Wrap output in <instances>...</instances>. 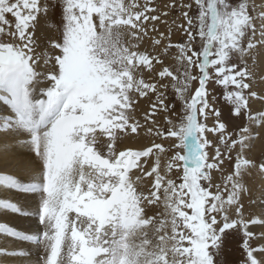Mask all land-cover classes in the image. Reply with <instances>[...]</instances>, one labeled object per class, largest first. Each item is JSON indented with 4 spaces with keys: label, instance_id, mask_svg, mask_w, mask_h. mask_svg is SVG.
I'll list each match as a JSON object with an SVG mask.
<instances>
[{
    "label": "snow or ice",
    "instance_id": "snow-or-ice-1",
    "mask_svg": "<svg viewBox=\"0 0 264 264\" xmlns=\"http://www.w3.org/2000/svg\"><path fill=\"white\" fill-rule=\"evenodd\" d=\"M151 3L0 0V153L16 152L26 176L0 173V193L31 198L0 195V212L35 225L0 222V237L23 245H0V264H222L230 231L240 264H264V243H251L264 231L249 230L264 228V154L251 155L264 107L250 106L264 105V0H172L184 40L169 26L148 50ZM216 88L243 118L231 132ZM246 177L260 181L255 194ZM244 196L258 209L249 218Z\"/></svg>",
    "mask_w": 264,
    "mask_h": 264
},
{
    "label": "rangeland",
    "instance_id": "rangeland-1",
    "mask_svg": "<svg viewBox=\"0 0 264 264\" xmlns=\"http://www.w3.org/2000/svg\"><path fill=\"white\" fill-rule=\"evenodd\" d=\"M141 2H143V0H141ZM177 3L180 2V0H176ZM185 3L188 2V0H184ZM172 3V0H152V3L150 5V7H155L157 9V12L155 13H151L153 15H160V21H156L155 25L156 28L158 29L157 32H152L151 31V27H152V23L153 22H147L146 23V27L149 29V33L148 36L145 37L143 43H142V49H148L151 50V37H158L159 33H165L167 34L168 32V28L169 26L172 27V33H171V42L172 43H179V42H183L184 40V36L182 35L181 31L178 30L174 25H173V21L176 22V24H180L183 23V21L181 19H178L179 17V11L177 9H171L169 10L166 5ZM165 11L168 12L167 16H163L162 13H164ZM162 21H167V23H163ZM165 43H167V41H165ZM166 64H172L173 60L171 57H169L168 59L165 60ZM197 85H193V88L196 87ZM209 89L213 88L212 84L208 85ZM262 89H264V84H257L256 86V90L257 91H261ZM213 95H215L217 97L216 102H215V107L219 108L221 111V120L222 122H224L227 125L228 131L231 132L233 131L237 126H242L243 124V118H240L239 120H236L234 118L230 117V106L227 105L223 100H221L219 97L222 95V90L219 88H216L215 91L213 92ZM155 97H152V100H154ZM211 100V97L209 98ZM166 103L168 104H176V108L175 111L179 112L180 111V103L177 102L175 100L174 95L171 93V90H169L168 93V99L166 101ZM150 105V100L148 99H142L139 101V105H138V109H137V117L141 119V122L143 123V114L145 112L148 111ZM171 115V113L169 114ZM156 120L157 123L159 124L160 127H166L164 120H163V113H158L156 116ZM207 123L209 124V126L212 125L213 121L211 119H209L207 121ZM262 134H261V138L262 140H256L253 142V144L255 145L254 148L258 147L257 144L260 145H264V130H261ZM142 137H143V132H142ZM208 138L210 140L214 139V137L212 136V134H208ZM263 141V142H260ZM150 143V141H145L144 139H141L139 141V144H143V143ZM157 143H164L165 146H168L169 144H171L173 141H161V140H156ZM126 143H130V142H126ZM253 145V146H254ZM123 146V145H122ZM138 146V145H136ZM255 150V149H254ZM209 151L211 152L212 150L209 149ZM264 154L261 153L260 155ZM260 156L256 157L259 158ZM225 168H230V166L228 165L227 161L225 162ZM248 180V181H247ZM250 179H248L247 177L245 178V182H250ZM245 199H242V202L245 201L244 204V213L246 214L247 212V216L252 215L253 213H251V211L248 210V206L250 203V196H244ZM248 198V199H247ZM248 201V202H247ZM246 206V207H245ZM248 216V217H249ZM241 237L239 235L238 232H228L225 234L224 238H223V242H222V248H221V261L222 264H240L241 260L243 259V255H242V249L240 248V243H241ZM253 246H256L257 244H259L256 240H254V242H251Z\"/></svg>",
    "mask_w": 264,
    "mask_h": 264
},
{
    "label": "bare ground",
    "instance_id": "bare-ground-1",
    "mask_svg": "<svg viewBox=\"0 0 264 264\" xmlns=\"http://www.w3.org/2000/svg\"><path fill=\"white\" fill-rule=\"evenodd\" d=\"M44 33H45V29L43 26H41L37 35H43ZM250 106L254 112L258 111L262 107H264V105H261V103L258 101L251 102ZM3 111H4V106L0 105V113H2ZM259 140H262V139H259ZM263 141H260V142H263ZM132 146H136V144H133ZM257 146L258 147L254 148L255 150L253 149V147H255V145L252 146L251 155L254 157H258V156H260L261 153L264 152V145L263 144L262 145L257 144ZM17 155L18 154L16 152H10L7 154V156H4L2 153H0V173L14 174V175L18 176L21 180H25L26 176L14 166V161L17 158ZM5 160L8 161L7 164L5 163ZM248 179H250L249 180L250 182L249 183L245 182V183L250 189H252L253 194H255V189H256L257 185L260 183V181L255 179V178H248ZM0 195L10 197L14 201H21V202H24L25 200L30 202V199H31V198L22 197L21 195L13 193V192H2V193H0ZM243 199H245V198L243 197ZM249 199H251V196ZM242 203H245V201ZM248 210L251 211V213H253V214H255L258 211V209L255 206L250 205V203L248 206ZM246 214H247V212H246ZM246 214H245V217L249 218L250 216L248 215L249 216L248 217ZM0 222H4V223H6V224H8V225H10L16 229H20V230H24V231H30V230H33L35 228V225L32 223V221L29 218H21L19 216L12 215V214H9L7 212H0ZM249 230L253 231V232H260V231H264V228L253 227V228H250ZM257 242L259 244L264 243V241H257ZM0 245L7 246L9 248H15V247L23 246V245L17 244L14 241H10L9 238H6V237H0Z\"/></svg>",
    "mask_w": 264,
    "mask_h": 264
}]
</instances>
